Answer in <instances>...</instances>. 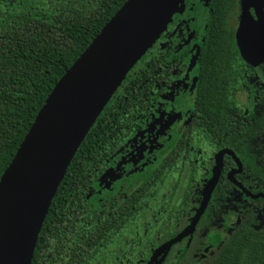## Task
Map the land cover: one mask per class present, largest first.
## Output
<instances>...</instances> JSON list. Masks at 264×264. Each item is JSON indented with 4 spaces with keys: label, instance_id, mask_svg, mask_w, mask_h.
<instances>
[{
    "label": "flooded vegetation",
    "instance_id": "obj_1",
    "mask_svg": "<svg viewBox=\"0 0 264 264\" xmlns=\"http://www.w3.org/2000/svg\"><path fill=\"white\" fill-rule=\"evenodd\" d=\"M244 1L183 0L157 38L158 60L161 49H171L159 66L168 70L162 97L155 99L152 119L141 122L134 138L112 155L103 173L106 184L121 180L123 185L122 203L112 206L105 217L133 197L138 204L132 222L145 223L128 234L132 240L123 249L124 260L141 238L168 237L164 243H154V251L151 245L148 248L152 254L161 251L191 225L208 191L194 232L149 264H166V254L198 234L206 216L212 218L221 206L236 207L229 237L244 221L264 230V59L250 64L241 53L238 35ZM261 11L264 14V6ZM248 13L258 21L255 6ZM214 94L217 98H209ZM232 95L237 108L229 104ZM207 124L216 127L206 129ZM123 153L117 164L109 166ZM161 223L175 230L169 233ZM137 240L140 243L130 250ZM199 248L194 243L186 256Z\"/></svg>",
    "mask_w": 264,
    "mask_h": 264
},
{
    "label": "trees",
    "instance_id": "obj_2",
    "mask_svg": "<svg viewBox=\"0 0 264 264\" xmlns=\"http://www.w3.org/2000/svg\"><path fill=\"white\" fill-rule=\"evenodd\" d=\"M126 2L0 0V180L54 88ZM156 41L114 92L77 151L43 224L32 264H132L122 258L123 249L132 240L128 234L145 224L132 222L138 204L133 197L99 222H90L86 215L73 218L85 211L88 193L103 179L112 155L134 138L141 122L152 119L155 99L162 97L160 88L168 74L159 66L171 54V49L163 48L158 60ZM234 96H228L229 104L237 108ZM83 221L90 224L88 231L79 228ZM160 226L169 233L175 230L169 223ZM222 239V234L217 235L210 247H218ZM168 240L141 238L130 251L133 262L140 264L147 254L153 263L163 258L160 249L152 254L148 248ZM189 261L193 264L190 255L183 264ZM209 264H264V230L244 221Z\"/></svg>",
    "mask_w": 264,
    "mask_h": 264
},
{
    "label": "water",
    "instance_id": "obj_3",
    "mask_svg": "<svg viewBox=\"0 0 264 264\" xmlns=\"http://www.w3.org/2000/svg\"><path fill=\"white\" fill-rule=\"evenodd\" d=\"M182 1L127 0L54 88L0 180V264H32L43 224L77 151ZM263 2L243 3L238 40L250 64L264 59ZM253 6L257 22L248 13ZM209 193L191 225L162 252L194 232Z\"/></svg>",
    "mask_w": 264,
    "mask_h": 264
},
{
    "label": "rangeland",
    "instance_id": "obj_4",
    "mask_svg": "<svg viewBox=\"0 0 264 264\" xmlns=\"http://www.w3.org/2000/svg\"><path fill=\"white\" fill-rule=\"evenodd\" d=\"M242 102L245 101V95L242 97ZM127 152V151H126ZM116 156L112 159L109 166H114L118 163L121 157L124 155ZM109 168V167H108ZM123 198V185L121 180L115 182H109L106 184L105 179H101L99 182L95 183L93 188L88 193L85 202V211L83 213H75L73 219L80 220L82 217L89 218L90 222H99L104 219L105 215L109 212V209L113 206L120 205ZM217 213L213 212V217L210 218L206 216V221L201 224L198 230V234L193 237L187 238L178 245H176L172 250H170L167 255L166 264H180L183 258L190 252L191 247L195 243L200 244V248L194 251L191 260L197 264H209L211 258L215 255L216 251L219 250L221 245L229 238L230 231L234 228V221L236 219V207L232 205L221 206L217 208ZM90 224H86L84 221L79 224L81 231H88ZM179 231L177 230L176 233ZM218 233L223 235V239L216 249H211L210 244L212 238H214ZM140 241H136L130 250L134 249ZM157 248V244L151 247L152 251ZM128 253V260L134 263L135 257ZM150 255H146L140 264H149Z\"/></svg>",
    "mask_w": 264,
    "mask_h": 264
},
{
    "label": "bare ground",
    "instance_id": "obj_5",
    "mask_svg": "<svg viewBox=\"0 0 264 264\" xmlns=\"http://www.w3.org/2000/svg\"><path fill=\"white\" fill-rule=\"evenodd\" d=\"M18 244H20V245H21V244H22V242L19 240V241H18ZM20 248H21V246H20ZM10 264H14V262H11Z\"/></svg>",
    "mask_w": 264,
    "mask_h": 264
}]
</instances>
